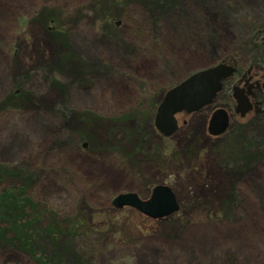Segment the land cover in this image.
<instances>
[{
  "label": "rangeland",
  "instance_id": "1",
  "mask_svg": "<svg viewBox=\"0 0 264 264\" xmlns=\"http://www.w3.org/2000/svg\"><path fill=\"white\" fill-rule=\"evenodd\" d=\"M98 1L0 0V169L25 165L30 195L50 212L97 220L72 251L40 238L38 252L67 254L64 264H264V89L259 110L240 116L227 81L215 104L229 124L215 136L210 110L178 115L169 137L147 113L227 56L263 73L264 0H126L111 28L102 27L108 0ZM45 10L60 36L43 26ZM157 184L182 205L174 218L111 204ZM23 251L0 239V264H35Z\"/></svg>",
  "mask_w": 264,
  "mask_h": 264
},
{
  "label": "trees",
  "instance_id": "2",
  "mask_svg": "<svg viewBox=\"0 0 264 264\" xmlns=\"http://www.w3.org/2000/svg\"><path fill=\"white\" fill-rule=\"evenodd\" d=\"M125 2L126 0H108V7L102 11L101 15L102 21H104L102 27L111 28L114 26V8L123 6ZM98 3L101 5L103 2L99 0ZM41 15L44 19L43 26L52 34L60 36L62 31L55 25L52 12L41 11ZM225 59L236 63L232 56H227ZM256 68H258L256 69L257 76L264 80V72L262 73L260 66H256ZM225 86L226 83H224V88ZM230 94L231 89L228 91V97L231 98ZM158 102L155 101V108L152 106L147 111L149 116H154ZM136 115H138L136 111L129 112L119 116V120L124 121ZM32 180L31 171H28L23 164L0 169V239L4 244L15 249L24 250L25 254L34 259L35 264H64L62 259L64 260L67 254H64L61 258L59 256L57 258H47L44 253L38 252L40 248L38 240L44 238L47 244L53 246L55 253L63 245L66 248L69 247L72 251L71 245L74 243V239L77 236L84 237L92 234L95 229L89 225L93 223L92 220H97L90 213L88 216H85L83 212L75 216H69L67 214L60 215L55 211L50 212L45 204L36 201L30 195ZM181 207L180 204L179 211L165 219L174 218L181 212ZM103 217L100 220L101 225L105 224L107 226L115 221V218L108 213ZM65 239L67 240L64 241Z\"/></svg>",
  "mask_w": 264,
  "mask_h": 264
},
{
  "label": "water",
  "instance_id": "3",
  "mask_svg": "<svg viewBox=\"0 0 264 264\" xmlns=\"http://www.w3.org/2000/svg\"><path fill=\"white\" fill-rule=\"evenodd\" d=\"M235 71L230 61L225 59L218 63L199 69L189 74L176 85L169 88L163 95L155 113V127L163 136H171L178 128L175 114L185 111L187 113L201 109L212 103L215 96L223 87V80ZM260 86L258 81L249 82V79L235 83L232 87V97L236 102L235 112L244 116L248 111H258V105L252 103V88ZM264 87V82L261 85ZM225 112L224 121L215 134L223 132L228 124L227 112L217 109L210 122L221 112ZM111 204L116 208L130 207L139 213L153 218H164L178 211L179 204L171 187L166 184L155 185L148 198H142L135 192H122L116 194Z\"/></svg>",
  "mask_w": 264,
  "mask_h": 264
},
{
  "label": "flooded vegetation",
  "instance_id": "4",
  "mask_svg": "<svg viewBox=\"0 0 264 264\" xmlns=\"http://www.w3.org/2000/svg\"><path fill=\"white\" fill-rule=\"evenodd\" d=\"M235 67H236V70L234 72V74L228 78V82H231V84H235V83H239L240 81H245L247 79H249V82H255L256 80L259 81V84H261L262 82H264V80H262L261 78H259L257 76V72H256V69H254L252 66H250L249 68H247L245 71L241 72L239 71V69L237 68V65L235 64ZM264 88H262L261 86H254L252 88V91H253V97H251V100L253 102H258L257 101V91H262ZM221 95L218 94L217 97L215 98V100L213 101L212 104L210 105H207L195 112H192V113H197V112H201L203 110H210L211 113L209 115V117L205 120V130L208 131L209 133V136H215L217 134L214 133V131H217L220 126H221V121H224V117H225V112H221L222 114L220 115H216L213 119V122L211 123L210 122V118L212 116V114L219 108H221L220 106H216L215 102H216V99L218 98V96ZM233 101V106H234V100ZM192 113H186L184 111L182 112H178L176 114V118H177V121H178V124H179V118H178V115L180 116H185V115H189V114H192ZM229 119V118H228ZM186 122V119L183 118V123L185 124Z\"/></svg>",
  "mask_w": 264,
  "mask_h": 264
},
{
  "label": "bare ground",
  "instance_id": "5",
  "mask_svg": "<svg viewBox=\"0 0 264 264\" xmlns=\"http://www.w3.org/2000/svg\"><path fill=\"white\" fill-rule=\"evenodd\" d=\"M257 174V173H256ZM233 234H236L234 231H231V230H228V231H226L225 233H224V235L225 236H227V235H233ZM199 238H202L203 239V235H200V237Z\"/></svg>",
  "mask_w": 264,
  "mask_h": 264
}]
</instances>
